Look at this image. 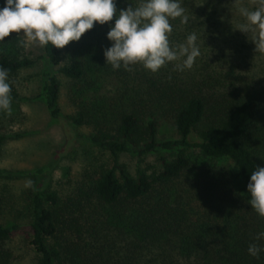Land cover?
Returning a JSON list of instances; mask_svg holds the SVG:
<instances>
[{
    "label": "trees",
    "instance_id": "16d2710c",
    "mask_svg": "<svg viewBox=\"0 0 264 264\" xmlns=\"http://www.w3.org/2000/svg\"><path fill=\"white\" fill-rule=\"evenodd\" d=\"M140 2L114 0L117 14ZM179 2L188 23L170 19L169 41L175 46L196 34L200 55L191 69L176 70L183 58L155 73L142 64L130 65L131 71L123 66L113 69L106 63L104 49L113 43L107 32L116 16L103 25L94 22L78 41H72L70 60L57 68L74 89L71 99L77 107L68 126H91L94 132L84 141L106 150L111 163L79 195L89 209L83 224L76 217L61 218L62 212L72 211L71 204L60 208L54 191L44 185L33 188L30 243L39 264H139L132 259L140 251L154 256L146 264H264V250L259 258L248 253L251 243L264 249V237L256 239L264 232V217L249 204L247 191L252 171L264 167V54L255 52L250 33L237 29L246 23L239 9L254 10L257 5L252 0ZM5 3L1 1L0 9ZM9 40L10 35L0 45ZM62 55L63 48L49 44L42 47L40 58L47 65H57ZM30 64L29 59L0 54V67L8 70V76ZM98 76L116 77L120 87L110 96L80 98L95 86ZM58 88L55 76L44 72L41 92L52 124L62 118ZM10 95L12 104L16 100L13 89ZM159 118L171 121L176 138H158ZM201 122L198 140H190ZM3 140L0 136V144ZM187 148H196L208 158H225L234 170L228 176L213 173L205 180L204 194L199 193L196 200L199 204L170 192L172 182L190 167L183 152ZM157 150L175 153L171 158L160 157L155 174L138 170L132 176L117 159L121 152L142 156ZM9 174L0 170V177ZM59 224L74 237L60 247L49 242ZM102 225L115 231L132 252L116 257L114 244L84 242V234L90 242H98L94 229ZM16 227L0 224V240Z\"/></svg>",
    "mask_w": 264,
    "mask_h": 264
},
{
    "label": "rangeland",
    "instance_id": "374dc122",
    "mask_svg": "<svg viewBox=\"0 0 264 264\" xmlns=\"http://www.w3.org/2000/svg\"><path fill=\"white\" fill-rule=\"evenodd\" d=\"M1 1L4 0H0V5ZM25 39L22 32H13L9 42L0 45V54L32 61L29 66L8 76L7 82L16 95V100L11 104V115L0 110V136L4 137L0 144V170L11 173L0 177V224L14 223L17 226L7 238L0 240V264H39L38 254L30 243L29 227L30 195L35 186L44 185L48 190L54 191L60 208L64 204H71L72 211L62 212V219L76 217L83 224V216L87 215L89 209L83 206L79 195L89 181L111 163V156L106 150L84 141L94 132L91 126H68V118L77 107L71 99L74 89L71 80L58 73L57 68L70 60L72 41L63 47L59 64L47 65L40 58L42 47L35 43L21 44L20 41ZM46 71H50L59 83L57 103L62 116L59 124L50 122L43 101L41 84ZM118 87L120 82L116 77L98 76L95 86L89 88L80 98L110 96ZM203 125L201 122L192 131L190 140H198L197 131ZM157 136L159 139L176 138L169 119L159 118ZM183 152L190 160V167L172 182L170 192L173 197L199 204L196 200L199 199V193L204 194L205 180L213 173L224 176L234 173L232 164L225 158L202 156L196 148H187ZM174 153L173 150H157L135 156L121 152L117 159L130 175L134 176L138 170L149 175L160 169V157L171 158ZM28 180L34 182L33 187L25 186ZM79 210L82 211L76 213ZM86 226L87 224L84 228ZM58 227L49 242H57L59 247L66 242H72L74 237L67 228L63 230L61 224ZM94 230L95 237L100 238L98 242H90L88 234L83 235L84 242L95 246L99 243L114 244L116 257L122 252H132L125 249L123 241L115 231L103 225L96 226ZM151 257L154 256L145 251L135 252L132 262L136 259L139 264H146Z\"/></svg>",
    "mask_w": 264,
    "mask_h": 264
},
{
    "label": "clouds",
    "instance_id": "9594fccd",
    "mask_svg": "<svg viewBox=\"0 0 264 264\" xmlns=\"http://www.w3.org/2000/svg\"><path fill=\"white\" fill-rule=\"evenodd\" d=\"M252 3L257 5L254 10L239 9L246 23L239 24L237 29L250 33L255 52L264 54V0ZM184 13L179 0H141L137 6L129 5L118 14L114 0H6L0 9V41L13 32H22L26 39L21 44L63 48L78 41L94 22L103 25L116 16L114 26L107 32L113 43L104 49L106 63L113 69L123 66L131 71L130 65L142 64L155 73L168 62L183 58L176 65V70L183 71L191 69L200 55L195 33L189 34L185 43L170 45V19L181 18V23L186 24L189 18ZM7 81L8 70L0 67V110L11 115L12 89ZM25 186L33 187L34 182L28 180ZM247 191L249 204L264 217V167L257 166L252 171ZM261 237L264 232L256 239ZM262 250L256 243L249 244L248 253L253 257L259 258Z\"/></svg>",
    "mask_w": 264,
    "mask_h": 264
}]
</instances>
